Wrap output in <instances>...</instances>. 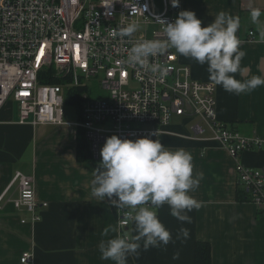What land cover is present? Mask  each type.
I'll list each match as a JSON object with an SVG mask.
<instances>
[{
    "label": "crops",
    "instance_id": "crops-1",
    "mask_svg": "<svg viewBox=\"0 0 264 264\" xmlns=\"http://www.w3.org/2000/svg\"><path fill=\"white\" fill-rule=\"evenodd\" d=\"M251 7L264 11V0H180L170 14L176 17L181 10H193L203 25L221 11L239 17L237 36L245 53L241 67L246 71L235 75L244 79L264 74V41L258 39L250 19ZM157 8L163 11L165 4ZM251 31L255 34L250 37ZM177 55L181 64L191 67L194 79L212 82L207 65ZM217 100L220 120L264 139V85L240 95L217 85ZM193 123L174 116L158 139L166 147L184 148L192 154L193 174L202 172L203 179L191 195L201 206L188 213L191 223L171 215L167 204L161 207L158 215L172 240L146 251L140 241L139 255H130L127 264H195V245L202 240L211 244L212 264H264V215L253 203L241 200L244 188L236 180L237 160L264 171V147L243 151L236 160L211 134L191 137ZM77 139L72 126L20 124L13 103L1 109L0 198L14 174L21 171L34 177L38 200L49 206L41 220L31 222L27 211L17 210L10 202L18 193L17 185L10 187L0 202V264H22L24 251L33 253V264H113L101 259L99 246L115 234L117 216L107 200L100 202L91 194L99 163L91 157L79 158ZM22 218L28 221L23 223ZM181 228L188 235L178 238ZM105 229H109L108 236ZM125 232L137 235L134 224Z\"/></svg>",
    "mask_w": 264,
    "mask_h": 264
},
{
    "label": "built area",
    "instance_id": "built-area-1",
    "mask_svg": "<svg viewBox=\"0 0 264 264\" xmlns=\"http://www.w3.org/2000/svg\"><path fill=\"white\" fill-rule=\"evenodd\" d=\"M164 4L160 11L154 0H0V111L13 99L20 124H66L76 139L82 130L98 163L107 137L136 139L158 131L152 135L158 138L174 116L194 120L191 137L211 134L236 160L243 151L263 148L260 136L219 119L217 85L194 79L173 48L149 58L167 69L163 76L126 62L136 40H166L165 23L176 17L171 0ZM131 22L139 25L132 38L116 35ZM72 90L81 91L80 104L69 102ZM68 105L76 122L66 120ZM236 180L264 215V171L237 160ZM14 184L18 193L10 202L31 222L41 220L49 203L38 200L34 177L17 171L7 191ZM113 209L124 233L132 223L123 224V212ZM21 262L33 264V253L24 251Z\"/></svg>",
    "mask_w": 264,
    "mask_h": 264
},
{
    "label": "clouds",
    "instance_id": "clouds-1",
    "mask_svg": "<svg viewBox=\"0 0 264 264\" xmlns=\"http://www.w3.org/2000/svg\"><path fill=\"white\" fill-rule=\"evenodd\" d=\"M177 8L180 0H171ZM264 11L251 7L249 16L258 31V39L264 41ZM166 40H136L127 54V63L141 66L152 73L166 74L167 69L159 64H149L150 57H156L168 48L190 58L200 65H207L209 79L229 93L240 95L251 92L264 85V74L251 78L237 79L245 53L240 50L241 41L237 36L240 19L223 11L217 13L211 23L203 21L193 10H181L176 18L167 22ZM139 29L135 22L120 27L116 35L132 38ZM152 135L157 136L158 131ZM152 135L136 139L122 138L113 134L106 138L101 148V161L91 181V194L101 201L107 200L111 207L123 212L122 223L134 224L137 233H121L119 226L115 233L101 241V259L111 260L113 264H127L130 255H139L143 249L168 245L172 240L170 230L159 218L158 210L167 204L170 214L181 222L191 223L188 215L200 208V202L191 193L203 179V173L193 174L192 154L184 148L166 147ZM104 235H109L105 229ZM187 236L188 231L181 228L179 236Z\"/></svg>",
    "mask_w": 264,
    "mask_h": 264
},
{
    "label": "trees",
    "instance_id": "trees-1",
    "mask_svg": "<svg viewBox=\"0 0 264 264\" xmlns=\"http://www.w3.org/2000/svg\"><path fill=\"white\" fill-rule=\"evenodd\" d=\"M58 81H53V83H56ZM80 90H72V94H74L73 97H71V100L69 102L73 103H79L80 104ZM78 156L82 160H87L88 157H91V154L89 152V145L86 140V137L84 135V132L81 130L80 135L78 136ZM89 152V153H88ZM99 166V164H98ZM241 192V191H240ZM240 196L242 197L241 200H247L246 193H244V190L240 193ZM195 264H212V248L209 241H198L195 245Z\"/></svg>",
    "mask_w": 264,
    "mask_h": 264
},
{
    "label": "rangeland",
    "instance_id": "rangeland-1",
    "mask_svg": "<svg viewBox=\"0 0 264 264\" xmlns=\"http://www.w3.org/2000/svg\"><path fill=\"white\" fill-rule=\"evenodd\" d=\"M157 6L159 8H162L164 5V1L163 0H155ZM173 50L175 51V49L173 48ZM176 52V51H175ZM9 103H13V106L18 109V103L14 102L13 99H10ZM65 113H66V120L71 121V122H76L77 119V114L75 112V110L73 109V107L71 106H66L65 107ZM176 119V118H175ZM179 119V118H177ZM264 147V146H263Z\"/></svg>",
    "mask_w": 264,
    "mask_h": 264
}]
</instances>
